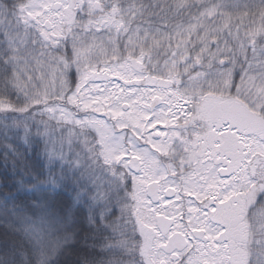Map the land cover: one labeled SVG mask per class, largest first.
<instances>
[{
    "label": "snow or ice",
    "instance_id": "obj_1",
    "mask_svg": "<svg viewBox=\"0 0 264 264\" xmlns=\"http://www.w3.org/2000/svg\"><path fill=\"white\" fill-rule=\"evenodd\" d=\"M0 264H264V0H0Z\"/></svg>",
    "mask_w": 264,
    "mask_h": 264
}]
</instances>
